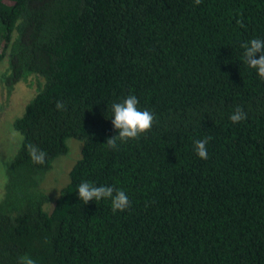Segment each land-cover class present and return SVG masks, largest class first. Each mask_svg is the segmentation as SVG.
Instances as JSON below:
<instances>
[{"label": "trees", "instance_id": "obj_1", "mask_svg": "<svg viewBox=\"0 0 264 264\" xmlns=\"http://www.w3.org/2000/svg\"><path fill=\"white\" fill-rule=\"evenodd\" d=\"M257 38L264 0H0L1 82L36 81L12 123L0 264H264V79L241 48ZM130 94L153 126L109 149L112 104ZM236 106L247 119L233 124ZM68 139L80 158L46 195ZM84 181L123 189L129 208L83 203Z\"/></svg>", "mask_w": 264, "mask_h": 264}, {"label": "clouds", "instance_id": "obj_2", "mask_svg": "<svg viewBox=\"0 0 264 264\" xmlns=\"http://www.w3.org/2000/svg\"><path fill=\"white\" fill-rule=\"evenodd\" d=\"M201 2L202 0H194V5L198 6ZM241 48L244 49L243 55L248 66L256 70L259 78L264 79V40L252 39L242 43ZM257 54H259L258 59L254 58ZM138 103L137 97L130 94L121 102L112 104L111 123L113 128L118 130V135L107 139L105 144L109 149H117L119 147L118 140L121 143L135 140L151 130L155 119L154 114L148 110H140L137 106ZM55 107L58 111L65 109V105L60 101H57ZM229 118L233 124H236L246 120L247 114L240 106H236ZM208 143L209 138L194 142L195 153L200 159H208ZM26 148L33 163L45 164L47 156L43 150L32 144H28ZM7 163V161L0 162V168L6 169ZM77 194L83 203L94 200H110L113 212H124L130 206L127 193L123 189H115L111 185L96 186L91 182L84 181L78 185ZM19 264H36V262L33 258L24 256L20 258Z\"/></svg>", "mask_w": 264, "mask_h": 264}, {"label": "rangeland", "instance_id": "obj_3", "mask_svg": "<svg viewBox=\"0 0 264 264\" xmlns=\"http://www.w3.org/2000/svg\"><path fill=\"white\" fill-rule=\"evenodd\" d=\"M4 71L0 64V76ZM36 81L29 79L25 83H17L12 92L8 93L0 77V162L7 161L6 168L14 157L20 136L12 128L13 121L24 112L25 106L33 98ZM68 153L58 157L43 179L40 187L46 195L56 197L58 191L68 182V173L80 158L81 143L78 140H67ZM5 184V169L0 168V200L3 196ZM47 209L48 205L46 206Z\"/></svg>", "mask_w": 264, "mask_h": 264}]
</instances>
